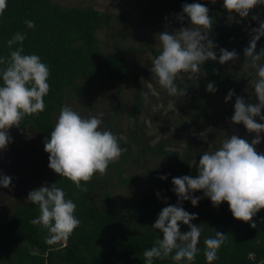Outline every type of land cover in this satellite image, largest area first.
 Here are the masks:
<instances>
[{"label":"clouds","instance_id":"clouds-1","mask_svg":"<svg viewBox=\"0 0 264 264\" xmlns=\"http://www.w3.org/2000/svg\"><path fill=\"white\" fill-rule=\"evenodd\" d=\"M228 18L233 14L241 19L264 5V0H222ZM7 7V0H0V15ZM188 18L189 26L169 32L165 30L156 35L159 41V53L152 59L150 72L152 80L172 97L186 96V88L178 87L175 81L181 73L198 74L207 61L224 65L238 59L236 51L221 48L209 38L214 20L209 16V9L202 3L184 4L177 20L183 24ZM252 20L258 21V27L250 31L248 46L243 50L245 61L242 67H251L254 71L248 80L256 102L245 101L236 97L232 125H243L255 138L249 142L238 135L227 136L221 146L212 152L200 155L196 165V174L175 177L171 183L172 191L178 197L177 205H168L158 214L151 228L158 230L159 236L154 246L143 252L144 264H154V260L170 258L174 264H193L200 252L198 244L203 231L202 224L193 225L196 214H190L180 206L190 201L196 207L202 198L211 201L213 207L227 203L234 219L251 223L253 217L264 209V153L257 151L264 133V49L257 52V42L264 37V21L257 15ZM27 28L33 29L35 22L24 21ZM26 36L15 33L7 41L11 50L6 57H0V150L12 143L9 129L19 127L26 116H34L44 111V97L49 93V67L41 62L36 54H24L23 42ZM151 55V54H149ZM192 75H189V79ZM151 87V85H149ZM209 93H215L214 83L206 86ZM147 100V93L144 94ZM234 91L230 90L225 103L232 100ZM159 106H154L155 111ZM103 113L82 117L70 106H62L50 138L44 141V151L49 155L48 167L59 177L69 180L76 189L86 192L87 184L99 173L105 175L110 163L118 160L123 149L119 138L110 130L102 128ZM257 118L261 123L257 122ZM202 133L201 135H203ZM160 179H167L161 176ZM12 178L0 174V187L9 188ZM202 191L203 197L194 196ZM65 192L57 183L50 187L43 185L30 191L26 202L38 207L39 215L30 221L33 226L47 229L45 242L56 245L67 241L80 221L74 215L76 204L65 198ZM159 197V193H157ZM186 225L187 232H181L180 226ZM215 236L205 238L204 257L207 264H212L219 257L218 250L225 243L227 235L214 230Z\"/></svg>","mask_w":264,"mask_h":264},{"label":"trees","instance_id":"trees-1","mask_svg":"<svg viewBox=\"0 0 264 264\" xmlns=\"http://www.w3.org/2000/svg\"><path fill=\"white\" fill-rule=\"evenodd\" d=\"M148 1L150 4L172 1L181 7L191 3L204 4L214 20L209 37L216 45L228 51H236L245 60L243 50L249 41L239 38L231 24L216 19L208 6L215 0ZM26 20L34 21L35 27L27 28L24 23ZM111 20L110 14L91 6H65L53 0H7V7L3 15H0V57L8 56L11 50L19 46L14 45L9 49L7 41L20 32L26 36L23 42L24 54L40 56L41 62L49 67L50 88L44 97V111L24 117L17 128H28L33 132L35 145L49 172L46 185L50 187L57 183L64 190L65 198L76 204L74 215L80 221L67 241L48 245L45 242L47 229L42 231V227L30 223L38 217V207L30 202L21 204L17 198L9 216L0 213V264H144L143 252L154 246V241L160 235L158 230L151 228L161 212V205L154 195L139 196L115 210L104 202L110 199L109 189L113 186L134 185L138 180L123 177L122 164L128 159V154L110 163L105 175L97 173L87 184L82 182V186L87 188L83 192L49 169V155L44 151V141L50 138L55 125L54 115L64 106L67 90L71 89L80 98L85 88L79 85L80 81L95 80L99 76L124 77L132 74L123 57L102 55L100 52L95 33ZM147 44L149 45V39ZM261 49H264V40L257 42V52ZM152 52L157 55L154 50ZM261 63H264V58ZM251 74L249 70H245L243 77L250 79ZM201 76L204 85L214 83L215 94L220 99L217 102L220 104L225 102L230 90L234 91V96L228 103L234 105L236 97L248 101L240 88H237L238 84L223 76L218 62H205L201 68ZM133 77L134 92L127 114L126 137L130 145L132 143L136 146V159L143 158L145 161L148 157L158 155L175 160L181 166L180 159L165 151L163 144L154 147L149 145V137H146L140 121L143 107L142 85L137 75L133 74ZM184 98L191 107L198 108L197 98L191 94ZM261 114L264 115L263 110ZM129 144L127 143L128 147ZM195 169L196 167L186 172L193 176ZM251 223H255L256 228H252L250 223L237 221L232 215L224 216L220 210L213 218L201 217L192 221L193 225L202 224L203 228L198 244L200 252L193 264H207L203 254V241L214 237V230L227 237L218 250L219 258L212 264H264V209L253 217ZM180 230L189 231L186 225H181ZM154 264L174 262L170 258L156 259Z\"/></svg>","mask_w":264,"mask_h":264},{"label":"rangeland","instance_id":"rangeland-1","mask_svg":"<svg viewBox=\"0 0 264 264\" xmlns=\"http://www.w3.org/2000/svg\"><path fill=\"white\" fill-rule=\"evenodd\" d=\"M53 1L65 6H91L102 13L110 14L111 22L95 33L100 52L102 55L123 57L128 71L132 73L124 77L99 76L95 80L80 81L79 85L85 87L82 96L76 97L74 91L69 89L66 91L64 101V106L72 107L85 118L102 112L104 115L101 127L110 130L119 138V145L123 149L121 156L128 154V159L122 164L123 177L138 180L134 185L113 186L109 189L110 199L104 202L111 209H118L132 199L147 194L158 199L161 210L168 205H177L178 197L172 191L173 178L189 175L186 171L190 172L196 167L200 155L205 151L217 150L227 136L235 134L249 142L255 138V134H249L243 125L230 123L234 105L217 102L220 100L219 95L215 94L216 91L209 93L206 90L201 71L198 74L181 73L180 78L175 81L178 87L186 88V95L191 94L197 98L198 108L191 107L184 97L169 96L166 90L152 80L150 69L152 59L156 56L152 50L157 54L160 51L156 35L165 30L172 32L189 26L187 17L183 24L177 20V15L182 13L181 6L172 1L150 4L148 0ZM208 6L216 19L231 24L234 33L248 41L251 29L258 27V21L252 20V16L257 15L259 21H264V5L257 6L249 17L244 19L235 14L233 19H229L222 0H215ZM263 40L264 37H261L258 42ZM220 49L221 47L217 45L214 50L219 53ZM244 61L238 54V59L234 63L218 65L223 76L230 82H236L237 88H240L248 101L256 102L253 90L248 85L249 79L243 77L245 70L251 73L254 70L251 67H242ZM133 74L138 76L142 85L143 107L140 121L146 137H149V145L154 147L163 144L165 151L180 159L182 167L175 160L164 156L153 155L145 161L143 158L136 159V146L132 143L130 145L126 137L127 114L134 92ZM189 75H192L191 79ZM145 93L148 96L147 100ZM154 106L159 107L154 111ZM58 115L59 113L54 115V124ZM257 122L261 123L259 119ZM202 133L204 134L201 135ZM8 134L12 138V143L4 150H0V174L12 178L9 188L0 187V213L4 216L10 215L17 198L21 204L27 203L29 192L46 185L49 178L48 168L43 165L42 154L35 145L33 132L28 128L20 130L13 127L9 129ZM260 135L261 143L257 145V151L264 153V133ZM193 173L194 176L196 169ZM161 176H166L167 179L162 180ZM193 195L203 197V192L198 191ZM180 206L190 214H196L197 219L213 218L218 210L224 216L232 215L226 202L213 207L207 198L200 199L196 207H193L190 201H184ZM129 222L132 224L131 220Z\"/></svg>","mask_w":264,"mask_h":264}]
</instances>
